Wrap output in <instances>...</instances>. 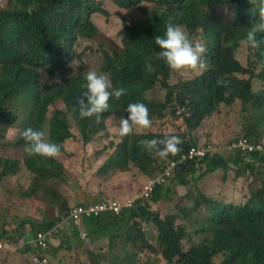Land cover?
<instances>
[{
  "label": "trees",
  "instance_id": "trees-1",
  "mask_svg": "<svg viewBox=\"0 0 264 264\" xmlns=\"http://www.w3.org/2000/svg\"><path fill=\"white\" fill-rule=\"evenodd\" d=\"M111 1L123 9L136 8L140 15L124 24L120 48L109 45L103 52L102 73H107L113 88L122 87L125 92L118 98H109V106L100 114V119L95 114L79 116L77 100L86 90L85 79L84 73L80 69L76 71L73 63L77 58L74 46L78 38L94 40L98 35L92 15L99 13L109 17L104 0H6V5L0 7V144L10 138V132H23L32 127L44 131L45 138L59 144L61 149L55 157L25 153V166L32 175V184L23 197L37 212L51 211V206L45 207L48 203L45 194L51 195L50 201L63 203L62 193L52 181H64L70 175L57 157L65 151L66 141L76 138L72 122L86 146L107 130L106 120L113 116L118 123L120 142L110 144L114 151L102 171L116 169L126 173L135 168L147 177L159 175L169 161H177L188 149L190 143L183 141V127L196 131L203 122H211V116L220 113L222 108L234 106L237 101L241 102V112L249 120L247 126L243 125L248 135L242 136L260 138L264 135V90L253 91L254 79L264 81V33L257 34L260 40L257 47L247 46L248 53L254 57L253 65L261 68L259 73L242 65L236 57L248 28L264 7L261 0H256L259 6L252 0ZM222 4L233 7L228 19L215 12ZM168 23L184 25L192 41L202 37L207 68L201 75H182L177 83H170L174 72L184 71L186 67L192 71L188 66L172 70L158 55L160 48L154 38L164 33ZM146 62L151 63V70L146 69ZM60 75L63 79L56 82ZM221 76L227 84L216 83ZM158 85L166 91L164 99L149 97ZM134 102L147 106L151 124L134 126L131 132L121 135L120 117L127 115L126 106ZM176 104L186 105L190 110L180 132L153 130L159 122L177 117ZM170 135L181 138L180 150L169 153L166 158L156 155L155 150L149 152L141 143L144 139L159 140ZM196 143L197 140L191 142ZM23 144L21 135L17 145L23 149ZM249 156L254 160L251 163H245L240 155L235 160L239 165L235 182L246 176L247 171L250 176L261 179L255 181L259 185L252 184L251 189L248 188L249 196L240 203L222 201L223 191L234 187L226 180L231 161L207 156L198 163L191 159L174 168L175 177L181 173L197 174L188 193L187 209L182 210L183 219L199 224L200 240L189 250L183 247L188 237L187 228L177 223L176 214L163 217L148 204L144 207L138 203L120 215L87 219L86 256L80 264H151L139 255L156 248L149 235L138 227L140 218L155 224L154 234L167 264H264V157L259 158L255 153ZM218 169L225 172L221 180L228 183V188L219 187L222 181L215 179L205 184L207 191H204L200 181ZM19 170V161L0 156V180ZM181 183L188 186L184 181ZM162 192L163 188L157 187L151 200L157 203ZM59 220L60 217H50L41 224L32 221L31 226L37 229L35 225H38V232L45 233ZM100 235L109 238L108 251H95L94 240Z\"/></svg>",
  "mask_w": 264,
  "mask_h": 264
},
{
  "label": "rangeland",
  "instance_id": "rangeland-1",
  "mask_svg": "<svg viewBox=\"0 0 264 264\" xmlns=\"http://www.w3.org/2000/svg\"><path fill=\"white\" fill-rule=\"evenodd\" d=\"M5 5L6 0H0V7L2 8ZM103 5L109 12V17L99 13L92 15L93 22L98 27L97 37L94 40L79 39L76 43L75 47L77 50V58L73 63L76 71L79 69L80 72L95 70L98 74H100L103 71L104 50H107L109 45L111 48H120L119 45L122 42L121 32L124 24L138 18L140 15L136 8L131 10L123 9L111 0H104ZM215 12L219 17H226L223 19H228L227 15L230 17V15L233 14V7L222 4L215 9ZM181 26H183L186 31L185 26ZM198 37L202 39L201 36ZM192 42L193 44L196 42L203 43L202 40L196 39V37ZM236 56L241 64L255 70L256 73L260 72V66L255 67L253 65L252 62L254 57L248 53L247 45L244 42H241V46L237 51ZM188 68L192 72H190L187 67L183 68L184 71L174 72L170 83H177L182 75L184 77H188L190 75L199 76L206 70L207 67L200 71L194 69L195 66H188ZM62 79L63 75H60L55 80L56 82H60ZM253 85L255 92L264 90V81L259 78L254 79ZM165 95L166 91L158 85V87L149 94V97L164 99ZM241 110L242 104L240 102H236L234 106L222 108L220 113L211 116L215 124L220 122V125L217 126L219 128V133L223 134L227 131L228 139L223 138L219 134H214V129L206 132L200 128L195 134L198 133L203 140L206 139V142L207 140H212L211 142L215 145H220L222 142L234 140L242 134L248 135L246 129H243V125L247 126L249 120L242 114ZM220 117L222 118L220 119ZM183 123V119L174 117L172 120L159 122L152 129L155 131L166 133L175 132L178 134L183 126ZM72 125L76 138L66 141L64 144L65 151L57 157L63 164L66 165L70 175H68L67 179L64 181H52L55 187L62 193L63 203L59 202L60 200L52 202L50 201L52 199L51 195L45 194V197L48 200L45 207L51 206L50 216H45L44 218L40 217L41 213L37 212L23 197V193L27 191L32 184V175L30 171L23 170V172H21L20 169L16 174H12L7 177L9 178L15 176V178H17L16 180L20 179L17 182L20 184L18 193H15L11 197L3 200V208L6 209V207H8L9 211L14 213L13 225L18 226L17 233L25 231L26 226L32 233H37L39 231V226L35 225V228L37 229L31 228L32 221L34 224H41L42 222L50 220V217L51 219L59 218L66 210L81 203H97L108 198H118L121 201L123 199L135 201L141 194L143 186L146 184L147 176L140 173L138 169L132 168L126 173H121L116 169L108 172L102 171V166L106 164L108 158L114 151L113 148H110V144L113 142L115 144L120 142V139L117 138L118 123L115 118L113 116L108 118L106 120L107 130L102 131L86 146L81 140L78 127L74 124V122H72ZM206 129H209V127L207 126ZM181 131L188 133L185 127H183ZM12 132L14 133L11 134L10 138H16L14 140L15 143H1L0 156L25 163V152L17 145V142L21 139L22 131L17 133H15V131ZM188 134L192 137V140L195 139L194 133ZM250 138L255 140L259 139V136H251ZM195 140L199 141V138H196ZM188 143L191 145V142ZM201 144L204 143L202 142ZM235 156L236 154H232L229 158L232 159ZM26 175H28V178H26ZM149 177L150 176H148V178ZM252 177L253 178H247L246 180L244 177L240 179L241 182L245 181V184L239 182V185L246 188L247 192L248 188L251 189L252 184L259 185L255 181L261 179L260 177L253 176V174ZM194 178L195 176H191V174L181 173L175 177V179H173L168 186L165 185L162 187L163 192L161 193L160 200L156 201L157 203H154L152 200L149 202L143 201V204H148L154 212H157L156 214H160L163 217L176 214L179 217L177 223L179 225H184L188 232V237L183 241L185 251L189 250L194 243H198L200 240L199 233L197 231L199 224L193 223L190 219H183L182 214V210L187 209L186 207L189 204L190 198L188 193L190 188H193V184L191 183L194 181ZM222 178V175H216L214 179L221 180ZM28 179L30 180V183L28 186H25L27 185ZM206 180L207 183L211 182L212 176L209 175V178ZM22 181L24 182V186H21ZM181 181L186 182L188 186L184 187L185 183H181ZM173 182L181 185V188L179 189L180 191H178L175 186H172ZM221 183L224 182L222 181ZM203 190L207 191L205 188H203ZM223 192H225V190ZM78 197L80 201H77ZM72 200H74L73 204H71ZM224 200L232 202V199L230 198ZM29 215L31 219L29 218ZM140 220L147 222L149 230L146 231L145 234L149 235L153 246L156 247L155 251L141 252L139 254L141 259L149 261L151 264H165L161 254V248L158 245L157 236L154 234V231L156 230L155 224L151 220H145L142 218H140ZM25 222L27 225L24 224ZM200 222H203V220ZM25 236L28 237L29 235L26 234ZM82 238L74 229L70 230V234L67 231H64L57 238L61 244L56 247L58 250L55 249V247H52L49 264H80L79 261L86 256L84 251L86 239L83 238V240ZM109 244V238L105 235H100L96 236L93 247L97 252H101L103 250L108 251ZM18 257L22 260L19 261V264H21V262L24 264H32L23 255L19 254Z\"/></svg>",
  "mask_w": 264,
  "mask_h": 264
},
{
  "label": "clouds",
  "instance_id": "clouds-1",
  "mask_svg": "<svg viewBox=\"0 0 264 264\" xmlns=\"http://www.w3.org/2000/svg\"><path fill=\"white\" fill-rule=\"evenodd\" d=\"M252 2L256 6H259V4L256 3V0H252ZM261 3L264 4V0H261ZM258 33H264V7L261 8L258 17L251 23L250 27L248 28L246 32L244 41H242V43L244 42L247 46L252 47V48L257 47L260 44V40L258 39V36H257ZM79 39H88V38L79 37L78 40ZM154 39H155V43L160 48V51L158 53L159 57L163 59L164 63L170 69L178 70L185 66H189V67L195 66L194 69L198 71L205 69L206 65L203 60V53L205 51L204 44L202 42H196L195 44H193L192 40L189 38V35L185 31L183 26L168 23L166 25L164 33L162 35L155 36ZM200 40L203 41V39H200ZM75 46H74V49L76 48ZM145 67L147 70H151L152 65L150 62H146ZM82 73H84V79H85L84 88L86 90L81 93L80 97L77 100V103L79 105V116L81 118H85V117H90L95 114L96 118L100 119V116H101L100 114L104 112L109 106L108 105L109 98L110 97H114V98L120 97L125 92V89L122 87L113 88L111 80L107 77V73L101 72L100 74H98L97 71L95 70H89V71H85ZM216 83L217 84H227V81L221 76L217 78ZM183 107L185 108V112L182 114H178V110ZM125 112L127 113V115L120 117L119 131L121 135L131 132L134 126H140V127L150 126L151 121L148 117V108L145 104L141 102L129 103L125 108ZM176 116L179 119H184L185 117H189L190 116L189 108L186 105L176 104ZM185 129L187 130V127H185ZM192 132L193 131H188V133H192ZM188 133H185V137L183 138L184 142H192V137ZM21 135L24 140L23 150L27 154H30V155L37 154L42 157H55L60 153V150H61L60 145L47 140L45 138L44 131L40 129L27 127L23 130ZM241 137H246L250 141L261 143L264 146V139H263L264 135H262V137H260L259 139H255V140L250 137L240 135L238 138L234 140H230L229 142H222L220 145H215L213 142L209 140H207L206 142V139H205L196 144H191L188 147V149L185 150V152L190 150L192 147L207 146L210 144V146L213 149L210 151V154H208L207 156L221 157L225 160L231 161L233 164L231 163V170L228 171V173L233 172L234 177H235L238 171V166H235L234 164H237L235 160L238 159V155H240L244 159L245 163H251L254 161L253 158L249 156L253 153L257 154L259 158L264 157V155L258 152L245 153L240 149H231L230 145ZM202 142L204 144H201ZM141 143L145 146L146 150H148L149 152L155 150L156 155H158L161 158H166L169 153L175 154L176 152L180 150L178 146L181 143V138L177 135H170V136H167L166 138L159 139V140L157 138L144 139L141 141ZM160 145H163V147H160ZM232 154H236V156L230 159L229 157ZM199 161L201 160H197V163ZM165 167L163 168V171ZM244 174L249 178H253L252 176L249 175V171L245 172ZM246 176H244V178H246ZM150 178L152 177H149V178L147 177L146 179L148 180ZM157 179L162 180L163 178L159 177ZM173 179H175V174H173V176L170 178L169 182L166 185L168 186ZM158 187H163V186L160 185ZM143 189H144V186H143ZM141 194L135 201H131L129 199L121 201L118 198H115V199L112 198V200L117 201L121 205V210L118 213L111 211V212H104L99 216L84 217L82 224L80 226L75 225L74 227H70L65 230H62L57 235L51 238L50 245H49L50 254L52 251V247H54L52 244L53 240L57 239L64 231H67L70 234V230L74 229L76 232L80 234L81 238L83 237L86 239L88 235L87 219L101 218L105 216L106 214L120 215L123 212V210H132L131 207L137 205L138 203H140V205H144L145 207L146 205L143 204L144 200L142 201L140 197ZM109 199L110 198L104 199L97 203H81V204L75 205L69 208L68 212L63 213L62 216L60 217V220L56 224H54L51 228H53L58 223H60V221L62 220V217L68 214L73 208L79 207V206H89L93 204H98L103 201H107ZM150 200L151 199H148L145 201L149 202ZM147 225H148L147 222H143V223H140L138 227L142 230L143 233H145L146 230H144V228H148L149 230V226ZM83 233H85V236H82ZM20 238H22V236ZM55 249L58 250V248H55ZM17 255L19 254H16V256ZM49 263H50V260H49ZM165 264H166V261H165Z\"/></svg>",
  "mask_w": 264,
  "mask_h": 264
},
{
  "label": "built area",
  "instance_id": "built-area-1",
  "mask_svg": "<svg viewBox=\"0 0 264 264\" xmlns=\"http://www.w3.org/2000/svg\"><path fill=\"white\" fill-rule=\"evenodd\" d=\"M184 112V107L178 110V114H182ZM230 148L240 149L245 153L258 152L264 155V146L261 143L252 142L246 137H241L237 141L233 142L230 145ZM212 149L213 148L210 144L207 146L192 147L187 152L182 153L177 161H169L160 175L147 180L140 196L141 200L145 201L151 199L158 186L166 185L173 176L174 168L177 164H184L187 160L191 159L202 160L210 154ZM159 177H162L163 179L158 180L157 178ZM120 210L121 205L117 201L112 200V198L98 204L75 207L68 214L63 216L60 223L56 226L45 233L34 232L33 235H31L30 240H24L22 237L20 240L16 241V239L11 235L0 236V251L23 255L33 264H49V245L52 237L67 228L74 227L75 225L80 226L84 217L99 216L104 212L111 211L118 213ZM144 230L147 231L148 228H144ZM82 236H85V233H83Z\"/></svg>",
  "mask_w": 264,
  "mask_h": 264
},
{
  "label": "crops",
  "instance_id": "crops-1",
  "mask_svg": "<svg viewBox=\"0 0 264 264\" xmlns=\"http://www.w3.org/2000/svg\"><path fill=\"white\" fill-rule=\"evenodd\" d=\"M253 91L255 92L254 88H253ZM237 102H240V101H237ZM221 118L222 117H220V119ZM209 119L211 120V122H206V121L203 122L200 128L203 129L206 132H209L211 129H214L215 130L214 134H219L223 138H227L228 139L227 131L224 132L223 134L218 132L219 128L217 126L220 125V122L215 124L213 118H209ZM207 126L209 127V129H206ZM199 129H197L196 131H198ZM196 131H193L192 133H194L195 139L199 138V141H197V143L200 142V141H203V139L198 135V133L195 134ZM11 134L12 133L10 132L9 137H10ZM4 143H15V142H14V139L9 138L8 140H5ZM19 162H20V167H21L20 171L21 172H23V170L29 171L27 169V167L25 166V163H23L21 161H19ZM234 165L235 166H239L238 164H234ZM224 173L225 172L223 171V169H218L217 172H215L214 174H211L212 180H215L214 178H215L216 175H222L223 176ZM226 174L228 175L226 177V180L229 181L228 183H231L234 187L231 190L225 189V192H223L225 194V197L222 196V198H223L222 201L229 203L228 201H226L224 199L230 198V199H232V201H235L237 203L244 202L246 200V198L249 196V193H250L249 189H248V192H247L246 188H243L242 186H240L239 185V182H241L240 180L238 182H235V178H234V173L233 172L226 173ZM196 176H197V174L195 175V177ZM26 178H28V175H26ZM208 178H209V176H207L206 178H204V179H202L200 181V185L203 188H205L204 184L207 183L206 179H208ZM16 179L17 178H15V176H14V177H9V178L6 177V178H3V179L0 180V236L11 235L13 238L16 239V241L20 240V237L22 236L24 240H30L31 239V235H33V233L32 232L30 233V231L28 230V227L26 226L25 227V231H23L22 233H17L18 226H14L13 225L14 213H11V211H9L8 207H6V209L3 208L4 207L3 200L5 198L11 197L15 193H18V191H19L20 184L17 183V182L20 179L19 180H16ZM231 180H233V182ZM29 183H30V180L28 179L27 180V185H25V186H28ZM228 183H220L219 187L221 186V187L228 188ZM21 186H24V182L23 181L21 183ZM172 186H175L176 189L178 191H180L179 189L181 188V185L173 182ZM242 192H245V194L242 195ZM183 196H185V195H183ZM124 200L125 199H123V201ZM77 201H80L79 197L77 198ZM73 202H74V200L71 201V204H73ZM191 202H192V200H190V203ZM40 213H41L40 217L50 216L49 215L50 212H45L44 213V211H42ZM143 222H145V221L140 220V223H143ZM24 224L27 225L26 222ZM123 229H124V226H123ZM24 232H26V233H24ZM26 234H28L29 236L26 237L25 236ZM122 235L125 236V233H123ZM52 244H53V246L55 248L61 245L59 239L53 240ZM103 251H105V250H103ZM18 256H16L15 253L11 254V253H8V252H5V251H0V264H19V261H22V260ZM21 264H24V263L21 262Z\"/></svg>",
  "mask_w": 264,
  "mask_h": 264
}]
</instances>
